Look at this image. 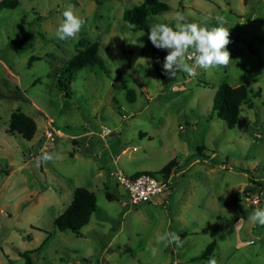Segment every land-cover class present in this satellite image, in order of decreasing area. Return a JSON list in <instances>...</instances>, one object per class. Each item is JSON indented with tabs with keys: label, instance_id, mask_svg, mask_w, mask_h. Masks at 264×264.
<instances>
[{
	"label": "rangeland",
	"instance_id": "rangeland-1",
	"mask_svg": "<svg viewBox=\"0 0 264 264\" xmlns=\"http://www.w3.org/2000/svg\"><path fill=\"white\" fill-rule=\"evenodd\" d=\"M160 1L169 10L140 25L123 12L145 0H17L0 8V264H26V251L33 264H206L191 258L213 240L217 264H264V226L249 219L264 208V0ZM69 6L86 23L77 39L61 40L56 31ZM177 13L208 28L223 17L232 62L198 68L194 78L184 72L170 78L163 59L158 64L169 79L163 82L140 51L152 25L174 27ZM92 45L104 66L78 70L66 97L57 73ZM31 56L40 59L28 66ZM223 82L261 95L250 93L255 105L241 104L233 127L212 110ZM13 112L35 120L30 140L7 132ZM104 127L114 133L103 136ZM48 129L57 134L48 138ZM90 130L108 148L102 159L87 151L88 133L62 136ZM121 149L114 161L110 154L116 158ZM42 152L60 159L38 165ZM171 159L177 165L160 173ZM108 166L112 173L172 175V190L132 205L114 175L104 174ZM73 187L95 194L93 215L105 229L86 224L77 236L55 228ZM166 231L180 235L183 246L157 244L155 235ZM151 247L159 249L155 257Z\"/></svg>",
	"mask_w": 264,
	"mask_h": 264
},
{
	"label": "trees",
	"instance_id": "trees-1",
	"mask_svg": "<svg viewBox=\"0 0 264 264\" xmlns=\"http://www.w3.org/2000/svg\"><path fill=\"white\" fill-rule=\"evenodd\" d=\"M17 4V0H0V8H13ZM169 8L170 6L166 2L160 0H145V3L142 5L124 10L123 19L125 21H129L130 23L140 25L146 22L148 17L160 12L168 11ZM184 22L191 23L193 21L191 18L187 17ZM140 54L145 58L151 59V62L160 75L162 81L166 83L169 79L164 76V73L161 71L158 64L167 55L165 50L155 48L148 39L144 43ZM37 59H40V57L31 56L28 59V66H30L33 60ZM89 65H98L100 67L104 66L103 59L98 54L97 47L95 45L87 47L76 56L70 58L57 73L58 81L62 85L66 97H71L73 94L72 89L70 88V83L73 81L75 73L81 68ZM255 92L256 91H252L250 93L251 95H255ZM250 93L245 86L232 87L228 83L223 82L218 86L214 93L212 110L218 118L226 123L227 126L233 127L237 123L240 111L239 106L241 104L254 107L255 103L253 102V97ZM258 94L260 93H257V95ZM20 96L21 95L19 93H15L13 98L20 99L22 98V96ZM260 96L261 95H255V99ZM36 129V122L31 116L23 112H13L8 123L7 132L11 135L20 136L23 139L30 140L34 136ZM197 150L201 152L200 147H197ZM176 165L177 163L175 159H171L161 168L160 173L168 175L171 168ZM138 174L140 173L133 174L132 176H136ZM106 196L108 197L107 194ZM96 209L97 205L95 194L85 187H76L73 191V199L69 206L54 218V226L58 230H67L77 236H84L81 229L89 222L91 213H93ZM215 247L216 241L213 240L206 246L200 255L192 257L191 261L202 259L209 260ZM30 253L31 252L26 251L23 255L26 264H33Z\"/></svg>",
	"mask_w": 264,
	"mask_h": 264
},
{
	"label": "clouds",
	"instance_id": "clouds-1",
	"mask_svg": "<svg viewBox=\"0 0 264 264\" xmlns=\"http://www.w3.org/2000/svg\"><path fill=\"white\" fill-rule=\"evenodd\" d=\"M63 21L57 28L56 36L61 40L77 39L86 21L76 15L69 6L62 13ZM220 26L205 27L201 24L185 21L182 13L176 14L177 23L170 26L168 23H155L148 30V39L157 49H166L163 72L170 78L177 73L184 72L188 77L198 75L197 69H212L226 67L231 63V54L227 49L230 44V32L224 25V18L217 17ZM189 61H192L190 63ZM60 159L57 153L42 152L38 158L40 163L55 162ZM253 224L264 226V208H256L249 216ZM157 244L165 246L175 244L183 246V241L176 232L166 231L155 235ZM155 257L159 251L157 247L146 249ZM206 264H217L215 258H210Z\"/></svg>",
	"mask_w": 264,
	"mask_h": 264
},
{
	"label": "built area",
	"instance_id": "built-area-1",
	"mask_svg": "<svg viewBox=\"0 0 264 264\" xmlns=\"http://www.w3.org/2000/svg\"><path fill=\"white\" fill-rule=\"evenodd\" d=\"M50 127L52 125L49 123ZM180 128H182L180 126ZM57 134L55 130L46 131L47 137L52 138V134ZM102 135H110L114 133L111 128L104 127L102 129ZM53 135V136H54ZM114 175L116 182L122 185L127 193L130 204L139 205L144 202H151L156 196L169 193L172 190V175L170 176H157L148 172L140 173L136 176H132L121 169H118Z\"/></svg>",
	"mask_w": 264,
	"mask_h": 264
},
{
	"label": "crops",
	"instance_id": "crops-1",
	"mask_svg": "<svg viewBox=\"0 0 264 264\" xmlns=\"http://www.w3.org/2000/svg\"><path fill=\"white\" fill-rule=\"evenodd\" d=\"M89 134V136H90V146L89 145H87V151L89 152V150H95L96 152H98V153H102L101 155H97L99 158H103L104 157V152H105V150L106 149H108L107 147H101L100 146V144H99V142L97 141V140H95V135H96V132H94V130H90V131H88V132H84V133H80V134H76V135H67L66 133H64V132H62V136H65V137H67V138H71V139H74V138H79V137H82V139H83V136H85L86 134ZM61 134V133H60ZM59 134V135H60ZM112 135V134H111ZM82 151H83V149H82ZM122 151H125V149H121L120 151H118L116 154H115V156H116V158H114V154L113 153H111L110 154V156H111V158H113L114 159V161H116V160H118V157L120 156V155H122L123 153H122ZM84 153H85V151H83ZM78 154V151H76V152H74L73 153V157H76V155ZM94 155H96V153L94 154ZM100 166V169H103L104 168V166L103 165H99ZM103 170H100V172L99 173H102L103 174V172H102ZM113 171L111 170V168L108 166L106 169H105V173L104 174H106V177L108 176V175H111V173H112ZM112 177V176H111ZM108 178V177H107ZM107 181H108V179L106 180L105 178H104V175H103V182H102V185H103V188L105 189V190H107V192H108V186H107ZM76 187H73V190L75 189ZM47 189H49V188H47ZM46 189V190H47ZM91 191V190H90ZM92 192V191H91ZM109 193V192H108ZM110 194V193H109ZM106 195V194H105ZM72 199H73V192L70 190V192L68 193V196L65 198V202L62 204V207H60V209L58 210V213L57 214H60V213H62L68 206H69V204L71 203V201H72ZM94 213V212H93ZM93 213H91V215H90V218H89V222L87 223V224H90L91 226H94L95 228H97L98 229V227L99 226H101V229L103 230V229H105L106 228V226H105V223L104 222H102L101 220H99V219H96V217H95V215H93ZM89 225V226H90ZM117 234V233H116ZM85 235V234H84Z\"/></svg>",
	"mask_w": 264,
	"mask_h": 264
},
{
	"label": "water",
	"instance_id": "water-1",
	"mask_svg": "<svg viewBox=\"0 0 264 264\" xmlns=\"http://www.w3.org/2000/svg\"><path fill=\"white\" fill-rule=\"evenodd\" d=\"M113 134V133H112Z\"/></svg>",
	"mask_w": 264,
	"mask_h": 264
}]
</instances>
